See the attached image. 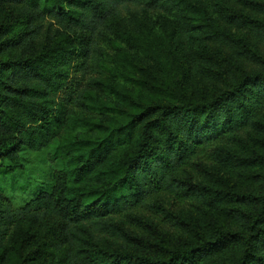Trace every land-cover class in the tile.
I'll list each match as a JSON object with an SVG mask.
<instances>
[{
    "label": "trees",
    "instance_id": "trees-1",
    "mask_svg": "<svg viewBox=\"0 0 264 264\" xmlns=\"http://www.w3.org/2000/svg\"><path fill=\"white\" fill-rule=\"evenodd\" d=\"M0 264H264V0H0Z\"/></svg>",
    "mask_w": 264,
    "mask_h": 264
},
{
    "label": "rangeland",
    "instance_id": "rangeland-1",
    "mask_svg": "<svg viewBox=\"0 0 264 264\" xmlns=\"http://www.w3.org/2000/svg\"><path fill=\"white\" fill-rule=\"evenodd\" d=\"M57 142H54L47 150L42 153L23 152L26 171L11 177L0 175V186L6 193H19L18 199H22L28 193L39 189L47 188L52 185L51 176L55 168H60L61 164H51L50 155L53 154Z\"/></svg>",
    "mask_w": 264,
    "mask_h": 264
}]
</instances>
